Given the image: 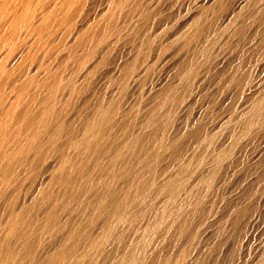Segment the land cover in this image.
<instances>
[{"label":"bare ground","instance_id":"6f19581e","mask_svg":"<svg viewBox=\"0 0 264 264\" xmlns=\"http://www.w3.org/2000/svg\"><path fill=\"white\" fill-rule=\"evenodd\" d=\"M88 3L0 0V264H202L214 241L230 264L228 237L248 224L258 236L241 264H264V139L251 147L264 127V6L244 44L257 53L228 60L226 90L205 99L197 69L216 38L201 39V15L166 25L157 4L116 59L110 38L138 0H102L76 24ZM237 17L224 28L241 36ZM154 64L141 110L119 106L116 83ZM180 146L194 153L162 164Z\"/></svg>","mask_w":264,"mask_h":264},{"label":"rangeland","instance_id":"374dc122","mask_svg":"<svg viewBox=\"0 0 264 264\" xmlns=\"http://www.w3.org/2000/svg\"><path fill=\"white\" fill-rule=\"evenodd\" d=\"M95 3H94V2ZM97 1V3H96ZM89 0V3L87 5H85L80 11L79 13L76 15V13L74 12L75 16H76V24H79L80 21L79 19L83 18V16L85 17L88 13H90L95 6L99 5L101 3L102 0ZM158 1V3H157ZM169 4H167L168 2ZM138 0V4H137V10L130 15L128 21H121L120 23H118V26H122L125 28V30H123L121 33L119 34H115L114 36H112L110 38V44H113V47L111 49L112 51V55L116 56V59L118 57V55L120 54V52L122 51V48L124 46V44L130 40L131 38V30H136L138 28H147L148 25H151V23H153V15L152 12L150 13V9L152 7H155L157 4H159L158 6H156V12L158 11V21L160 22H165L166 25H171L172 23H176V24H180L181 23H188L193 17H195L196 15L199 16L201 15V21L200 23L202 24V31H201V39H203L204 37H215L216 38V42L212 45V47L210 46L209 51L207 52V58H205L206 60L203 62L202 64L198 66L197 69V78L196 80H200L201 81V85L203 87V94H204V98H210L215 91L220 88L223 91L226 90L227 87V71H228V66L227 64H229V61L231 60V58H233L234 56L244 53L242 52L245 51V54H256L258 50H253L250 48H247L244 44L246 42L247 39H249V37H251L253 30L257 27V11L259 10V8H262L264 6V1H259V2H247L246 0ZM242 1V2H241ZM252 1V0H251ZM161 2V3H160ZM243 3V4H242ZM92 4V5H91ZM95 4V5H94ZM143 4V5H142ZM162 4V5H161ZM234 6H232V5ZM260 4V5H259ZM150 7H149V6ZM170 5V6H169ZM208 5V6H207ZM259 5V6H258ZM93 6V7H92ZM132 6V3H130L127 6V9L129 10V8ZM160 6V7H159ZM174 6V7H173ZM186 6V7H185ZM193 6V7H192ZM164 7V8H163ZM235 7V8H234ZM243 10H242V8ZM91 8V10H90ZM201 8V9H200ZM226 8V9H225ZM232 9H235V12L237 13V25H240L241 23H247L246 26V31L244 32L243 35L238 36V35H234V27H230V28H224V18L227 15V13L231 12ZM241 9V10H240ZM164 10V11H163ZM172 10V11H171ZM202 10V11H201ZM237 10V11H236ZM86 11V12H84ZM171 11V12H170ZM201 11V12H200ZM168 12V13H167ZM87 13V14H86ZM144 13V14H143ZM169 13H173V14H169ZM196 13V14H195ZM199 13V14H198ZM226 13V14H225ZM151 14V15H149ZM192 14V15H191ZM143 15V16H142ZM165 15V16H164ZM162 19H160V17ZM187 16V17H186ZM256 16V17H255ZM150 19H149V18ZM164 17V18H163ZM166 17V18H165ZM190 17V18H189ZM139 18V19H138ZM185 18V19H183ZM221 18V20H220ZM240 18V19H239ZM171 19V20H170ZM182 19V20H181ZM239 19V20H238ZM133 20V21H132ZM166 20V21H165ZM169 20V21H168ZM223 20V21H222ZM184 21V22H183ZM147 22H149L147 24ZM220 23V24H219ZM145 24H147L145 26ZM206 25V26H205ZM256 25V26H255ZM254 26V27H253ZM251 28V29H250ZM62 30L65 29V27L61 28ZM133 30V31H134ZM130 32V33H129ZM251 32V33H250ZM209 34V35H208ZM251 34V35H250ZM203 35V36H202ZM224 35V36H223ZM250 35V36H249ZM220 36V37H219ZM203 37V38H202ZM218 37V38H217ZM241 37V38H240ZM245 38V39H244ZM221 42H220V40ZM124 41V42H122ZM122 47H121V45ZM123 43V44H122ZM239 43V44H238ZM242 43V44H240ZM238 44V45H237ZM108 43H104L103 44V48L108 47ZM244 45V46H243ZM116 46V47H115ZM121 48H120V47ZM239 46V47H238ZM214 48V49H213ZM247 49V50H246ZM116 50V51H115ZM176 50L175 48L171 49L170 51H168L169 53H167L166 55H169L171 53V51ZM115 51V52H114ZM213 51V52H212ZM232 52V53H231ZM249 52V53H248ZM111 52H109L106 56V59L104 60V64L99 68L98 72L96 75H98L101 71L104 72V70L106 71V67H108L109 62L113 59L112 55L110 54ZM116 53V55H115ZM213 53V54H212ZM225 53V54H224ZM118 54V55H117ZM224 54V56H223ZM264 54V51L262 53V55ZM111 55V56H110ZM230 55V56H229ZM233 55V56H232ZM113 56V57H114ZM228 56V57H227ZM232 56V57H231ZM112 58V59H111ZM220 58V60H219ZM230 58V59H229ZM227 59V61H226ZM225 60V61H224ZM229 60V61H228ZM218 61V62H217ZM107 63V64H106ZM219 63V64H218ZM71 65H73V63L71 62ZM226 66V67H225ZM156 67V68H155ZM218 67V68H217ZM225 67V68H224ZM211 68V69H210ZM102 69V70H101ZM104 69V70H103ZM215 69V70H214ZM217 69V71H216ZM219 69V70H218ZM225 69V70H224ZM222 72H221V71ZM68 71H70V69H68ZM163 72V70H162ZM160 70V65L158 64H154L152 65V68L150 67V69L148 71L145 72L144 69H142V71H140L137 82H135L134 84L129 82L128 85H126V87H124L125 89L122 88V86H120L119 84L116 83V86L114 87L115 92H116V102H118L119 106L124 107L126 102H131L132 104V108H135L137 110H141L142 106H143V102H145L144 99V92H145V88L146 86H148V83L155 78L158 74L162 73ZM215 72V73H214ZM221 72V73H220ZM156 74V75H155ZM94 75L93 77H91V81L89 80L87 82V84L85 83L84 86L85 87H90L92 84L93 79L95 78ZM117 75V73H116ZM150 75V76H149ZM215 75V77L213 76ZM142 76V77H141ZM226 79H225V78ZM140 81V83H139ZM226 82V83H225ZM206 83V84H205ZM212 83V84H211ZM141 84V85H140ZM205 84V85H204ZM219 84V85H217ZM221 84V85H220ZM138 85V86H136ZM211 85V86H210ZM135 86V87H134ZM205 87V88H204ZM117 88V89H116ZM137 88V90L135 89ZM213 88V89H212ZM134 92H133V91ZM124 91V93H123ZM127 91V92H126ZM130 92V93H129ZM129 93V97L126 95ZM133 93V94H132ZM143 93V94H142ZM209 93V94H208ZM137 94V95H136ZM180 102L184 99L189 97V93L185 92L183 93L180 92ZM184 94V96H183ZM208 94V95H207ZM211 94V95H210ZM135 95V96H134ZM131 96V97H130ZM207 96V97H206ZM209 96V97H208ZM118 98V99H117ZM128 100H126V99ZM132 100H131V99ZM187 99H185V101H187ZM123 100V101H122ZM126 101V102H125ZM184 101V103H185ZM121 102V103H120ZM139 103V104H138ZM173 132V130H172ZM260 136V137H259ZM192 137V138H191ZM191 142L194 141V143H197L199 141L200 138H197V136H191ZM264 139V127L257 132V134L255 135L254 139L252 140L253 144H252V148H256L260 142H262ZM188 140V139H187ZM183 141L182 145L185 147V145L187 143H189V141ZM256 140V141H255ZM187 141V142H186ZM183 146H180V151L179 149H174V150H168L164 152V159L162 164L167 161L168 159L170 160V158L172 159L173 156H177L181 157L182 160H186L187 158H189L194 152L193 151H185L183 150ZM178 151V152H177ZM185 152V153H184ZM189 152V153H188ZM167 154V155H166ZM166 156V158H165ZM167 159V160H166ZM181 194L183 195V191H181ZM180 194V197L182 196ZM210 198L209 193L207 194V199ZM209 201H207L206 206L208 207L209 205ZM263 206V207H262ZM262 209H264V205H262ZM260 215H264L263 213H259ZM209 218V219H208ZM263 216H260L259 219L262 220ZM213 217L212 216H205L204 218V225H209L211 224L210 221H212ZM260 220V221H261ZM203 222V223H204ZM202 225L199 224L198 229H200L201 227H203ZM251 224H248L242 228L238 227L237 229H235L233 231V233L230 235V237H228V242L231 244H233L234 241V248L235 246L237 248H235V253H234V249H233V258L234 260H232L230 262V264H241L242 263V258L248 248L249 245L251 247V245L253 243H255L256 237L258 236V234H255V226H252L249 228ZM200 227V228H199ZM253 228V230H252ZM241 229V230H240ZM244 233H243V231ZM238 231V232H237ZM243 233H241V232ZM247 231V233H246ZM254 231V232H253ZM236 234V235H235ZM200 235V234H199ZM244 237H243V236ZM247 235V236H245ZM249 235V236H248ZM253 235V237H252ZM257 235V236H256ZM233 236V237H232ZM241 237V238H240ZM248 237V238H247ZM233 238V239H232ZM245 242H247L245 244ZM247 238V239H246ZM235 239V240H234ZM240 239V240H239ZM233 240V241H232ZM237 241V242H236ZM251 244H249V242ZM218 241H214L211 242V246L209 248L208 252V256L205 258L206 260L202 263V264H220L219 261H221L223 258L221 256V245H217ZM236 243H239V245H237ZM249 244V245H248ZM242 245V246H241ZM214 246V247H213ZM217 246V247H216ZM213 247V248H212ZM216 247V248H215ZM220 248V249H219ZM212 249V250H211ZM218 249V250H217ZM217 250V252L215 253V251ZM212 251V252H211ZM239 255H238V254ZM217 256H216V255ZM235 254V255H234ZM213 255V256H212ZM212 256V258L210 257ZM219 257V258H218ZM236 257V258H235ZM208 258V260H207ZM217 258V259H216ZM221 258V259H220ZM220 259V260H219ZM240 259V261H239ZM213 260V261H212ZM237 260V261H236ZM208 262V263H207ZM211 262V263H210ZM214 262V263H213ZM217 262V263H216ZM236 262V263H233Z\"/></svg>","mask_w":264,"mask_h":264}]
</instances>
